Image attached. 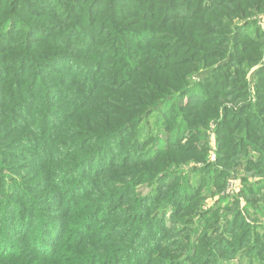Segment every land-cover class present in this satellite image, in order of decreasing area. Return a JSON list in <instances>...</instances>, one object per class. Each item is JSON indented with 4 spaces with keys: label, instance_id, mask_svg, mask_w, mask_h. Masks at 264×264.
I'll return each instance as SVG.
<instances>
[{
    "label": "trees",
    "instance_id": "trees-1",
    "mask_svg": "<svg viewBox=\"0 0 264 264\" xmlns=\"http://www.w3.org/2000/svg\"><path fill=\"white\" fill-rule=\"evenodd\" d=\"M262 23L264 0H0V264H264ZM239 177L243 206L203 211Z\"/></svg>",
    "mask_w": 264,
    "mask_h": 264
},
{
    "label": "rangeland",
    "instance_id": "rangeland-1",
    "mask_svg": "<svg viewBox=\"0 0 264 264\" xmlns=\"http://www.w3.org/2000/svg\"><path fill=\"white\" fill-rule=\"evenodd\" d=\"M261 26L263 27V29H264V23H262L261 24ZM251 33H253L252 32V30H251ZM213 142L211 141V144H212ZM115 157H117V159L115 160L114 158ZM115 157H113V159H112V161H116V163H117V161H119L120 159H121V153L119 152V153H117V154H115ZM210 163H215L216 161H217V157H216V152H213V155H212V157L210 158ZM98 162H100V161H98ZM201 163H196V162H190L189 164H186V165H184V169L186 170V171H189V169H193V168H196V166H198V167H201ZM117 171V170H116ZM117 173H119V172H117ZM96 174V173H95ZM120 175H121V173H119ZM122 174H124V173H122ZM130 178L128 179V180H131L132 178H133V175H130L129 176ZM119 178V177H118ZM118 178H116V182H115V184H118L119 183V180H118ZM107 180H109V179H107ZM195 181V183H197L198 184V181L195 179L194 180ZM110 182H111V184H112V181L110 180ZM107 183H105V185H106ZM114 184V185H115ZM150 185H151V180L148 182V181H146V184H142V185H140V186H138V188H139V192H140V195H142L143 197L144 196H149L150 194H151V189H152V187H150ZM242 183H241V178L239 177V178H237V179H234L233 181H231V182H229L228 183V185H227V188L225 189V191H224V193L221 195L222 197H220V196H218V195H216V196H211V197H209L206 201H204L203 202V211H209V208L211 207V209H212V211H215L216 210V205H222V207L224 208V209H226V205L229 203V202H232V201H235L236 199L238 200L239 199V201H240V205L241 206H243L244 205V203L246 202L245 201V199L243 198V196H241L240 195V193H241V191H242ZM53 197V193L52 194H50L47 198V201H49L50 202V199ZM55 196H56V194H55ZM50 197V198H49ZM55 198V197H54ZM223 198V200H221ZM222 201V202H221ZM226 202V203H225ZM52 205H54V207L53 208H50V209H53V210H51L50 211V213H52L53 214V216L54 215H56L58 212H59V210H58V207H59V204H52ZM225 211V210H224ZM224 211L223 212H221V214H223L224 213ZM208 213H210L212 216H213V213H211V212H208ZM210 214H209V216H210ZM202 214H199V215H197L196 217H195V219L196 220H198L199 218H200V216H201ZM143 244H140V245H138L137 247H139L138 249H140L141 248V246H142ZM57 254H59V253H57ZM24 259H26V264H53V263H55V262H51V261H47V260H43V259H39V258H36L35 256H33L32 254L31 255H25L24 256V258H22V260H24ZM56 262H58V263H56V264H59V260L58 261H56ZM233 263H235V264H237L238 263V261L237 260H234V261H232L230 264H233ZM1 264H6V263H1ZM7 264H11V263H7Z\"/></svg>",
    "mask_w": 264,
    "mask_h": 264
}]
</instances>
